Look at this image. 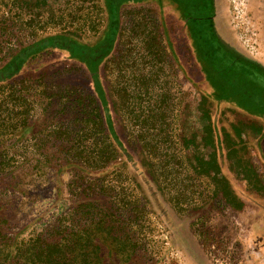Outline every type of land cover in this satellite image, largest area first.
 <instances>
[{
	"label": "rangeland",
	"instance_id": "1",
	"mask_svg": "<svg viewBox=\"0 0 264 264\" xmlns=\"http://www.w3.org/2000/svg\"><path fill=\"white\" fill-rule=\"evenodd\" d=\"M114 1L120 13L115 17L120 26L116 46L121 41L115 57L82 60L61 49L59 41L65 37L84 45L99 42L109 25L108 5ZM220 2L214 21L221 46L248 71L264 76V0ZM156 16L162 19L166 52L154 57L153 51V59L151 53L141 54L142 45L137 42L155 37L152 18ZM140 22L145 28L136 32ZM52 41L59 43L50 46ZM200 43L189 38L187 27L168 3L0 0V264H15L19 258L12 255L20 240L49 236L55 225H72L75 217L82 216L75 212L83 201L110 220L109 229L102 231L106 240L96 239L104 264H264L261 166L236 181L243 195L235 207L220 206L216 211L207 205L201 216L197 208L186 206L193 188L176 183L170 174H152L140 144V133L162 134L173 128L180 135L179 147L186 151L184 139L201 128L204 133L208 125L199 110L202 96L217 137L229 143L243 137L249 140V150L255 147V110L248 108L252 112L248 114L235 99L231 100L237 105L216 100L221 94L214 86L219 76L208 70L206 57L199 58ZM43 45H48L46 51H41ZM24 52L28 59L19 71L17 61H23ZM149 71L155 72V80L149 83L154 97L139 99L133 89L148 83L139 76ZM248 78H252L249 85L257 86L250 91L258 90L264 99L263 84L251 75ZM98 87L109 112L112 130L107 132L114 135L108 134L117 156L93 176L77 158L66 155L67 160H62V152L68 151L69 137L92 133L90 123L77 118L84 101L74 108L71 94L75 90L90 94ZM118 89L124 90L119 92L120 111ZM149 100L160 107L158 123L167 114V123L172 122L168 129L166 121L153 130L139 124L147 115ZM256 111L264 126V113ZM90 142L84 139L83 144L90 148ZM254 161L258 163L257 158ZM201 187L210 190L204 184ZM212 195L209 191L200 197L210 202Z\"/></svg>",
	"mask_w": 264,
	"mask_h": 264
},
{
	"label": "trees",
	"instance_id": "2",
	"mask_svg": "<svg viewBox=\"0 0 264 264\" xmlns=\"http://www.w3.org/2000/svg\"><path fill=\"white\" fill-rule=\"evenodd\" d=\"M137 2L143 1H156L158 4L165 2V0H134ZM169 2H175L179 4L180 0H168ZM109 25L103 38L96 44L84 45L76 42L70 37L61 39V43L58 41H52L51 45L60 44L62 50L68 51L72 56L85 60L90 57V61L106 59L109 56L115 57V47H119L121 41H118L116 46V37L119 31V24L116 20V15L119 16L118 3L110 2L108 5ZM189 13V12H188ZM190 14V13H189ZM184 16H187L186 14ZM189 19V18H188ZM188 19L187 23L188 24ZM152 22L155 23L157 32L155 37L151 40L149 37H143L137 43L142 45L141 54L147 56L150 54V58L156 54L166 52V44L163 33V25L161 17H153ZM210 24V23H209ZM185 25V26H186ZM197 25L194 27L196 32L192 38V41L202 40L197 46V49L202 50L200 59L205 57L208 59V70L217 74L218 81L214 86L221 91L220 98L216 99H235L238 105L243 106L248 114L252 113L248 111V108H253L255 111L252 114L255 117L253 124L256 125L253 138L255 139V147L251 151L249 150V140L241 137L239 141L229 143L227 138L217 137V129L214 121L209 114V109L206 99L201 96V106L199 110L204 113L208 119V125L203 129H198L197 134H193L191 138L184 139L186 145V151H182L179 147V136L173 132V128H170L165 133H140V144L145 151L146 160L149 162V169L152 174L158 176L172 175L176 183L180 185L183 183L185 187H191V196L186 199V206L190 209H198L196 214L206 213V206L210 205L211 208L218 211L219 208L232 206L234 203L240 200L238 196L243 195V191L238 186V179H245L246 172L255 171L257 166H261L264 169V126L261 122L259 113H256V109L264 113V99L256 92H251V89L257 87L255 84L249 85L251 81L248 75L253 76L256 80H259L264 86V76L259 75L255 71L249 70L242 66L237 59L229 56L227 49L216 42L212 30L209 26H204L203 29ZM188 34H192V29L187 25ZM140 28H145L144 25L138 23L136 25V32ZM206 31L209 34H197ZM142 31L138 32V37H141ZM63 38V37H62ZM149 41H152L150 44ZM132 43V42H130ZM41 48V51H46V46ZM40 48V47H38ZM49 48V47H48ZM137 48V47H136ZM119 49V48H118ZM140 49V48H138ZM154 51V53H153ZM146 52V53H145ZM118 53V51H117ZM36 54H40L38 51ZM23 61L18 62V70L24 66V60L28 59L26 53L22 55ZM109 57V58H110ZM153 57V59H154ZM237 58V57H236ZM17 65V64H16ZM19 70V71H20ZM17 73V72H16ZM19 73V72H18ZM93 73V71H92ZM13 74V72L11 73ZM155 72L149 71V73H143L139 76L143 82H148L143 85V88L133 89L135 97L143 96L150 99L154 97L152 84L153 76ZM100 87L95 89L92 93L80 92L75 90L71 97L73 98L72 104L74 108H77L78 104L83 100L80 122L90 123L92 133H76L75 136L69 137L67 141L69 144L68 151L62 152V160L66 155L74 157V160L81 162L80 166L87 169L90 175H100L102 170L116 159L117 151L116 145L110 139V136L114 135L107 132L112 130L109 112L107 105L103 101V98L99 96ZM123 89H118L117 106L119 111L122 106V99L119 97V92L123 93ZM253 91V90H252ZM117 95V94H116ZM148 101L146 107L147 115L142 117L140 125H143L145 129L153 130L164 125L168 129L172 122L167 123V114H162L159 119L156 118L160 109L155 106L156 101ZM233 104L235 103L231 100ZM132 105V112H135L136 105ZM236 104V103H235ZM236 104V105H237ZM143 108V106H142ZM84 110V111H83ZM143 110V109H142ZM177 116V115H176ZM175 116V117H176ZM170 117H172L170 113ZM173 116V118H175ZM257 118V119H256ZM264 119V118H263ZM207 130V131H206ZM110 134V136H108ZM224 138V139H223ZM84 139H91L90 148L83 144ZM220 144H222L224 151L220 152ZM224 145H226L224 147ZM87 146V147H86ZM253 152V153H251ZM224 154L223 157H220ZM257 158L258 163L254 161ZM223 159V160H222ZM85 171V173H88ZM174 175V176H173ZM244 177V178H243ZM205 185L207 189L201 186ZM198 186L200 188L198 189ZM211 187V188H210ZM212 191V197L210 202L204 197H200L201 193H208ZM194 192V194L192 193ZM197 198H201L196 201ZM203 201V203H202ZM222 206V207H220ZM82 212V216H77V212ZM75 221L70 226L55 225V229L49 236L38 235L30 239L20 240L19 244H15V251L13 257L19 258L14 260L15 264H104V256L100 250V246L96 242L97 237L101 242L106 240V236L102 231H107L111 225L108 216L101 212H94L92 204L89 201H83L75 212ZM111 218V217H110ZM118 220L114 221L116 223ZM62 228V229H61ZM1 233V232H0ZM2 234V233H1ZM95 234V235H94ZM95 236V241L93 240ZM13 258V259H14ZM21 260V262H20Z\"/></svg>",
	"mask_w": 264,
	"mask_h": 264
},
{
	"label": "crops",
	"instance_id": "3",
	"mask_svg": "<svg viewBox=\"0 0 264 264\" xmlns=\"http://www.w3.org/2000/svg\"><path fill=\"white\" fill-rule=\"evenodd\" d=\"M181 2L178 4H174L173 2H169L168 0H165V2L159 3L160 6H165L166 3L170 4L173 9H176L177 11V17L180 18L186 25V21L188 19V26L192 29V34H188L189 38L192 40L191 37H193L196 30L194 29L195 26L200 25L199 27L201 29L204 28L206 25L209 26L210 30H212V33L214 34V38L218 44L224 45L222 42V39L220 38L217 29L215 28V15L216 10H218V7L220 5V0H180ZM225 4L227 0H222ZM224 7V6H223ZM225 11V10H224ZM190 14H189V13ZM187 16H184V15ZM210 23V24H209ZM186 25V26H187ZM205 26V27H206ZM201 34V37H203L204 34H209L206 31L202 30V32L197 33ZM223 47V46H221ZM224 48V47H223Z\"/></svg>",
	"mask_w": 264,
	"mask_h": 264
}]
</instances>
